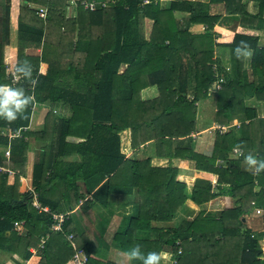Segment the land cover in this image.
<instances>
[{
    "label": "trees",
    "instance_id": "obj_1",
    "mask_svg": "<svg viewBox=\"0 0 264 264\" xmlns=\"http://www.w3.org/2000/svg\"><path fill=\"white\" fill-rule=\"evenodd\" d=\"M69 2L21 0L19 46L11 68L3 60L10 0H0V85L21 87L30 97L21 118L0 119V148L10 142V157L0 152V165L11 170H0V249L12 252L17 264H64L74 251L66 237L72 233L75 246L86 253L84 264H118L98 252L69 213L100 203L113 210L105 233L124 253L140 244L145 254L171 252L172 264H264V170L256 172L245 159L264 160V113L245 101H261L264 112V0L198 5L170 0L164 8L159 0H113L93 10L77 4V15L62 19L59 8ZM29 3L45 5L47 16H39ZM214 4H222L231 25H221V15L210 13ZM174 9L188 14L176 19ZM144 18L152 21L148 36L139 26ZM193 24L203 30L191 31ZM24 38L42 41L40 54H26ZM241 41L251 50L248 67L244 56L234 55ZM217 47L229 49L231 76L214 58ZM22 62L31 65L34 84L15 72ZM217 80L212 120L218 126L206 155L192 150L191 132L196 102ZM149 85L157 94L143 99L140 90ZM36 103L46 110L42 125L33 128ZM53 105L70 112L57 113ZM125 132L130 148L153 140L154 156L167 158V164L154 165L149 156L129 157L121 145ZM34 145L37 157L28 188L27 151ZM233 148L240 153L231 155ZM72 153L78 158L65 159ZM173 158L192 160L198 174L178 172ZM33 192L48 211L32 205ZM110 195H131V201L120 202L116 210ZM219 195L231 202L177 219L187 199L199 205ZM255 208L262 210L261 231L244 218ZM52 212L66 213L58 230L50 228ZM20 220L23 231L18 233L13 222ZM41 236L45 240L39 246ZM171 253L162 257L170 259Z\"/></svg>",
    "mask_w": 264,
    "mask_h": 264
},
{
    "label": "crops",
    "instance_id": "obj_2",
    "mask_svg": "<svg viewBox=\"0 0 264 264\" xmlns=\"http://www.w3.org/2000/svg\"><path fill=\"white\" fill-rule=\"evenodd\" d=\"M80 1L81 0H70V2L68 4H65L62 7V9L59 8L60 11L62 12V15H61L62 19L69 18V17H75L77 15V6L76 5L77 4L81 5ZM101 1L105 2V6H100V7H109L113 4V0H101ZM191 1L195 5H198L201 2L204 3V2H207L208 0H191ZM159 2H160V4H159L160 7L164 8L165 6L169 5L170 0H159ZM20 4H21V0H10L8 36H7V43L4 45L3 60L11 68L14 67L15 60H16V54H17L16 52H17V48L19 46V39H18V33H17V17L19 14ZM28 6L34 8L35 10H37L38 6H43L46 8L45 5L38 4V3H33V4L29 3ZM81 6L83 7V5H81ZM83 8L90 10L88 8H85V7H83ZM172 13H173V16L179 20H181L185 15L188 14V12H186L184 10H177V9H174ZM210 13H219L221 15L219 18V23H221V25H227V24L231 25L232 24L231 23L232 21L229 22V20H231L232 18L225 15V13L222 9V4L212 5L210 8ZM38 15L45 18L47 16V9H46V13L43 16L40 14H38ZM227 17H229V19H227ZM225 19H227V21H225ZM151 23H152V21L149 18H144V19H142L141 25H139V26L143 27L142 31H143L144 35H146V36H148V34L150 32ZM190 28H191V31H196V32L203 30L202 29L203 26L201 24H193V25H191ZM76 31H77V29L75 30V32ZM261 35L262 36L260 38L261 39L260 42L262 44H264V42H263L264 41V32L263 31H261ZM24 44H26L27 48L30 49V52H29V51H26V48L24 47V51L26 54H40L42 41L36 42V41L31 40L30 38L29 39L24 38L23 39V46H24ZM247 52L249 53V55L244 56V61H245L244 63H245V66L248 67L249 62H250V57H251V50L247 49ZM6 53H8V54L6 55ZM214 58L218 61V64L224 68V70L228 73V75L231 76V74H232L231 73V59H230L229 49L227 47H217L215 50V53H214ZM213 85H214V83L212 84V86L208 90V96L207 97L211 98L210 103L205 99L204 100L201 99L203 101V104L200 107V111H202V113L205 111V109L209 110V108L211 107L212 108L211 109L212 110L211 115H213V112L215 110L214 92L220 86L218 88L214 89L215 87H213ZM152 88H154L155 92L157 91V89L154 85H149V86H146L145 88H142L140 90V92L143 93L146 91V92L151 93V91L153 92ZM151 97H153V96H151ZM245 99H247L249 101L252 100L251 101L252 104H250V105H254V106L259 105V107L263 108L262 102L256 101L253 97H247ZM201 100H199V101H201ZM211 100H212V102H211ZM198 103L199 102L197 101L196 105ZM247 104H249V103H247ZM54 106H57V105H53V108H54ZM57 109H58V111L56 110L57 113L62 112L63 114H68L70 112L68 109L62 108L61 105H58ZM196 118H197V116H196ZM31 121H32V118L30 116V125L32 124ZM40 124L42 125V122ZM216 126H217V124L212 120L211 124H207L206 126H200L199 128L194 129L191 132V135H192L191 147H192L193 151L203 153L206 155L211 154L212 148H213L214 136H215L214 135V129ZM23 129H25V127ZM194 132H196V135H193ZM201 142L203 145H201ZM121 145H122V150L128 152L129 157L149 156V157H151V163L154 165H163V164L166 165L167 164V158L154 156L155 145H154L153 140L146 141L143 144H140L138 146L130 148V146H129L130 145L129 134H128V132H125V135L122 134V137H121ZM34 147H37V145L31 146L30 149L28 150L29 152L27 153L26 174L24 176V180H25V183H26L28 188L32 187V185H31V169H32V164L37 157L36 152L34 150ZM2 148H8L10 150V142L6 145H3ZM233 149H237L239 151L238 148H233ZM230 154L236 155L233 151ZM76 158H78L76 153H72L70 155L65 156V159H67V160H73ZM172 160L176 166L183 168V169L177 168L178 172L188 174V175L198 174L196 169L193 167L194 164L192 163V160L187 161L188 159H182V158H173ZM84 196L88 197V198L91 197L90 193L89 194L84 193ZM230 202H231V198L228 196H225V195H219V196L214 197V198L210 199L209 201H207L203 204H199V205L195 204L192 200L187 199L185 201V206L181 212H183V214H188L189 216H192L199 209H204L205 211L214 210V209H218V208L222 207L223 204H224L223 206L228 205V203H230ZM91 203H93V202H91ZM114 203L116 205L115 209L117 210V207L120 206V202L119 203L114 202ZM130 204H132V203L131 202L127 203V205H130ZM129 207L130 206L126 207L127 211L130 210ZM111 211H113V210L111 208H109L108 206L106 208H104L103 205L100 203H98V204L93 203V205L90 207V209H88L86 211L80 210L76 206L75 208L69 210V213L73 217V222H74L76 228L79 229L80 231H82V234L85 237H87L97 247L98 252H100V254H103L106 259L112 260L118 264H133L134 263L133 259L130 260L128 258V256L126 255V253H124L122 250H120L117 247H115L114 245H112L110 235H107L105 233V230L108 226L107 224L109 223V220H111L110 218H112L111 214H110ZM21 231H23L22 225H21V229L18 230V233H20ZM74 233H76V232H74ZM29 248L31 250L33 247H29ZM162 253H171V252L166 251V250H161L159 252L160 257H161L160 263L161 264H172L173 259L172 258L169 259V257H167V255L162 257ZM0 264H17V262H15V260L13 259L12 252L4 250V249H0ZM64 264H72V262L70 260H68Z\"/></svg>",
    "mask_w": 264,
    "mask_h": 264
},
{
    "label": "clouds",
    "instance_id": "obj_3",
    "mask_svg": "<svg viewBox=\"0 0 264 264\" xmlns=\"http://www.w3.org/2000/svg\"><path fill=\"white\" fill-rule=\"evenodd\" d=\"M234 55L237 58L249 55L244 41H241L235 47ZM15 72L24 79L31 81L33 84L35 83L32 76L33 69L30 64L22 62L16 67ZM29 102L30 97L25 94L23 88L12 87L10 85H0V119L11 122L21 118ZM245 159L250 167L255 168L256 172L264 170V160H257L251 155L246 156ZM126 255L130 260H139L141 264H160L161 259L160 254L155 251L147 252L145 254L141 250L140 244H136L128 250Z\"/></svg>",
    "mask_w": 264,
    "mask_h": 264
},
{
    "label": "rangeland",
    "instance_id": "obj_4",
    "mask_svg": "<svg viewBox=\"0 0 264 264\" xmlns=\"http://www.w3.org/2000/svg\"><path fill=\"white\" fill-rule=\"evenodd\" d=\"M251 3H253V2H251V1L248 2V4H247L248 9H251L253 7V4H251ZM232 20L233 19L229 20V22H231ZM225 21H227V19H225ZM233 22L234 21H232L231 23H233ZM24 47L26 48V51H29L30 52V49L27 48L26 44H24ZM7 54L8 53H6V55ZM152 90H153V92L151 91V93L150 92H146V91L143 92V93H141L142 98L143 99H146V98H149L151 96H155L157 94V92L154 91V88H152ZM204 99L207 100L210 103V99H211L210 97L203 98L202 100H204ZM202 100L201 101H198L199 103L197 104V111H196L197 118H196V123H195V129L199 128L200 126H206L207 124H211L212 123V115H211L212 114V110H211L212 108L210 107L209 110L208 109H205V111H204L205 113L204 112L202 113V111H200V107L203 104V101ZM245 100H246L247 103L252 104L251 103L252 100H250V101L247 100V99H245ZM211 102H212V100H211ZM54 108H53V111H56V110L58 111L57 106H54ZM256 108H257L258 114L259 115H263V113H264L263 112V108L259 107V105L256 106ZM45 110H46V107H44L41 104L36 103V104L33 105L32 112H31V118H32V121H31L32 124H31V126H33V128L40 127L41 126L40 123L42 122L43 114H44ZM221 126H224V125H221ZM193 135H196V132H194ZM0 152H1V150H0ZM28 152L29 151H27V153ZM9 157H10V154H9V156L4 157V158L5 159H8ZM187 161H189V160H187ZM177 168L179 169L180 167L177 166ZM180 169H183V168H180ZM109 200L111 202H113V203L114 202L119 203V202H122L124 200L125 201H127V200L130 201L131 200V195H110L109 196ZM261 213H262V210L261 209L255 208L250 213H248L247 215H244L245 216L244 217L245 218V221L248 224V226H250V228L253 229V230H255V231H258V230L261 231L262 230ZM184 215L185 214H183V212L179 211V213L177 214L176 217H177V219H180ZM192 216H190V217H192ZM261 233L264 235V232L263 231Z\"/></svg>",
    "mask_w": 264,
    "mask_h": 264
},
{
    "label": "built area",
    "instance_id": "obj_5",
    "mask_svg": "<svg viewBox=\"0 0 264 264\" xmlns=\"http://www.w3.org/2000/svg\"><path fill=\"white\" fill-rule=\"evenodd\" d=\"M146 1L147 0H144V2H146ZM80 3H81V5H83V7L88 8L90 10L95 9L97 7V5L105 6V2L101 1V0H81ZM37 12H38V14L43 16L46 13V8L43 7V6H38L37 7ZM219 86H220L219 80L215 81L214 85H213V87H215L214 89L218 88ZM220 128L224 129L225 126H220ZM0 150H1L2 155L4 157L9 156L10 150L8 148H2L1 147ZM233 152L236 155H238L240 153L237 149H233ZM0 170L3 171V172L11 173L10 169H7L6 167H3L1 165H0ZM31 203H32L33 206H35L38 209H42V210H46V211L49 210L48 206L40 204L39 201L36 199V192H33V198L31 199ZM65 214L66 213L52 212V221L50 223V228L53 229V230L60 229L61 223H62V221L64 219ZM21 225H22V220L13 222V227L17 231L21 229ZM72 235H73L72 233H68V234L66 233V237L70 240V242L72 244V247H73V250H74L73 253H72L70 261L72 262V264H84L85 261H86V253H85V251L82 248L75 246L74 242L71 240L72 239ZM44 240H45V236H41L40 240H39V246H42ZM31 250L35 251L34 248H32ZM178 252H180V248L177 249V253ZM174 257H175V255L172 254V257H171L173 259L172 262H174V260H175Z\"/></svg>",
    "mask_w": 264,
    "mask_h": 264
}]
</instances>
